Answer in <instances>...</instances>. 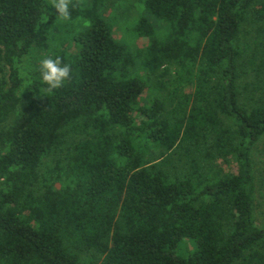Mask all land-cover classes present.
I'll use <instances>...</instances> for the list:
<instances>
[{
    "label": "trees",
    "instance_id": "16d2710c",
    "mask_svg": "<svg viewBox=\"0 0 264 264\" xmlns=\"http://www.w3.org/2000/svg\"><path fill=\"white\" fill-rule=\"evenodd\" d=\"M108 2L0 0V264H264V0Z\"/></svg>",
    "mask_w": 264,
    "mask_h": 264
},
{
    "label": "rangeland",
    "instance_id": "374dc122",
    "mask_svg": "<svg viewBox=\"0 0 264 264\" xmlns=\"http://www.w3.org/2000/svg\"><path fill=\"white\" fill-rule=\"evenodd\" d=\"M143 8L144 5L140 0H109L108 2L107 13L116 14V37L123 38L124 43L132 44L138 49L145 48V39L143 41L135 39L127 29L136 22ZM175 80L172 74L168 75L164 82L171 89L174 87ZM252 159L256 186L254 214L258 224L264 228V135L255 144Z\"/></svg>",
    "mask_w": 264,
    "mask_h": 264
},
{
    "label": "clouds",
    "instance_id": "9594fccd",
    "mask_svg": "<svg viewBox=\"0 0 264 264\" xmlns=\"http://www.w3.org/2000/svg\"><path fill=\"white\" fill-rule=\"evenodd\" d=\"M52 9L57 13L61 21L71 19L72 0H50ZM72 68L70 64L64 63L61 57L45 56L40 60V76L46 85L47 93H54L62 88L71 79Z\"/></svg>",
    "mask_w": 264,
    "mask_h": 264
}]
</instances>
